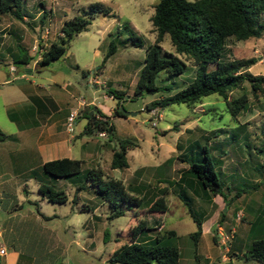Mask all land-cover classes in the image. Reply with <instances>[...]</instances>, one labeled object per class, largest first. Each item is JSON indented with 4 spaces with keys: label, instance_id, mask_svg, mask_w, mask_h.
<instances>
[{
    "label": "rangeland",
    "instance_id": "1",
    "mask_svg": "<svg viewBox=\"0 0 264 264\" xmlns=\"http://www.w3.org/2000/svg\"><path fill=\"white\" fill-rule=\"evenodd\" d=\"M94 1L108 5L116 16L97 13L91 18L87 29L73 35L60 57L38 66L35 60L40 57L39 51L63 35L62 21L80 14L82 9ZM156 1L24 0L23 20L9 13H0V129L11 135L0 140V154L3 156V160L0 157V220L3 213L1 205L6 204L4 195H1L2 190L4 194L14 192L19 198L27 197L29 203L24 205L34 212L37 209L47 214L57 212L59 219L48 221L46 225L60 229L61 246L65 252L60 264H88L90 257L91 262L110 257L115 249L129 242L130 228L139 218L146 220L150 227L147 232L153 231L157 219L164 222L165 228L176 230L179 236L174 242L180 250L179 264H189L195 260L194 264H202L203 255L210 247H213L215 257L210 264H225L222 255L228 254L227 246H232V251H245L250 247L251 239L261 235V222H264V94L254 96L247 81L231 90L228 94L230 98L242 91L248 96L246 107L235 117L226 110L224 100L217 93L205 96L193 108L185 103L147 108L146 105L152 100L161 99L185 86L194 75V66L191 64L180 75L159 71L157 83L171 88L154 93L145 92L143 96L135 95V83L144 62L145 48L155 38V34L149 30V17ZM43 13L44 21L40 22ZM123 25H128L140 35L143 45L136 46L131 42L118 44L116 51L105 62L103 71L96 70L108 49L109 40ZM127 35L128 31L123 29L121 37ZM17 38L22 39L35 57L24 66H16L11 60V51L15 50ZM161 44L171 49L168 35ZM252 55L257 60L249 67V71L264 74V33L260 37L244 40L233 37L227 39L224 58ZM11 65L15 67L14 71L10 69ZM109 87L125 88L126 94L121 100L111 97ZM81 98L93 101L90 110L96 112L100 119L102 114L107 117L113 125L111 132L104 129L105 134H99L101 131L85 115L88 108L70 110L76 107L77 99ZM117 101L125 109L136 113L117 114ZM70 111H75L77 117L71 132L66 128ZM22 121H27L28 125L22 126ZM88 124L91 130L86 131ZM43 126L47 140L53 139V126L58 131L54 136L56 138L76 134L70 143V157L82 160L81 170L70 177L47 174L50 183L68 194V201L64 203L42 200L36 180L28 177L29 171L15 175L6 160L8 151L28 150L33 157L30 158V166H40L37 154L38 133ZM48 126L51 128L47 130ZM21 127L24 129L19 132ZM218 129L221 130L217 132ZM49 130L52 133L50 135ZM121 138H129L136 144L127 150L128 167L111 168L112 150L118 148ZM204 145L215 161V170L226 196V201L221 204V221L228 231L231 227L237 229V238H234L233 244L229 239L223 244L214 242L210 232L204 233L197 243L188 235V232L196 229V223L186 203L179 197L178 190L183 187L196 198L199 201L195 206L197 215H205L209 202L203 199V191L208 190L186 171L193 160H203ZM97 166L105 174L121 178L125 184L134 181V172L140 166L145 167V171L141 169V175L151 188L156 185L158 189L167 184V209L154 214L145 204L134 206L124 203L123 213L110 217L108 201L100 197L93 187L76 190V186L85 181L87 169ZM18 183L27 190V194L17 186ZM84 202L90 207L83 206ZM239 209L241 212L236 211ZM85 221L88 227L83 225ZM89 230L93 234L87 238V242L89 239L93 244L91 252L89 250L85 254L82 245L84 234ZM248 231H251L250 236L253 237L246 241ZM216 237L218 239L219 236L216 234ZM239 242H242L241 247H237ZM245 242L248 244L245 245ZM194 253H197L198 259H195ZM233 264L261 263L234 258Z\"/></svg>",
    "mask_w": 264,
    "mask_h": 264
},
{
    "label": "trees",
    "instance_id": "2",
    "mask_svg": "<svg viewBox=\"0 0 264 264\" xmlns=\"http://www.w3.org/2000/svg\"><path fill=\"white\" fill-rule=\"evenodd\" d=\"M0 13H9L23 20L24 0H0ZM97 13L116 16L108 5L101 1H94L82 9L80 14L64 19L61 24L63 35L39 51L40 57L35 60L37 65H44L60 57L73 35L87 29L91 18ZM44 16L45 13L40 17V22L44 21ZM149 19L151 22L149 30L155 34V38L145 48L144 62L140 67L134 92L142 91L143 96L145 92L154 93L160 89L171 88L169 85L157 83L156 77L159 71L169 75H180L191 64L194 66V75L185 86L161 99L152 100L146 105L147 108L157 105L164 107L171 103H185L193 108L205 96L217 93L224 100L226 110L235 117L241 109L246 107L248 96L245 91H242L239 95L230 98L228 94L231 90L242 86L247 81L249 90L254 96L264 94V74H254L249 71V67L257 60L256 56L224 58L229 37L244 40L260 37L264 33V0H157L153 4V13ZM123 29L128 31V35L121 37ZM166 35L169 36L171 43L169 50L161 44ZM17 39L14 43L15 50L11 51V60L16 66H24L35 57L29 52L22 39ZM130 42L136 46L143 45L142 37L128 25H123L109 40L108 49L96 70L103 71L105 62L116 51L118 44L126 45ZM108 92L109 95L120 100L126 94L123 88L109 87ZM119 104L120 102L117 101V106ZM117 106L115 112L124 115L117 110ZM91 107L85 111V115L94 127L99 131L107 129L111 132L113 125L104 114L101 113L102 119L96 116V112L88 114ZM85 130H91L89 124L86 125ZM219 130L221 129L217 132ZM8 136L11 135L0 129V140ZM135 144L129 138L119 139L118 148L115 147L112 150L110 167L122 169L128 167L127 150ZM204 151L203 160H193L186 171L194 175L211 194H220L226 201L222 181L215 170V161L208 153L206 145H204ZM178 157L182 158V155L178 154ZM81 166V159L61 156L48 159L40 166L31 168L28 177H33L37 181L38 191L43 198L51 202L64 203L68 201V194L50 183L47 174L55 177H70L78 173ZM89 186L108 201L110 217L121 215L124 211V203L134 206L144 205L143 199L133 193L131 183L125 184L121 178L105 174L99 166L87 169L85 181L77 185L76 190ZM166 192V186L158 188V194L145 203L149 211L155 213L164 212L167 209ZM178 195L186 203L196 223V229L190 233L196 243L201 235L202 219L196 213L193 196L183 188L178 190ZM147 229L150 227L147 226L146 220L139 218L130 228L129 242L115 249L109 261L119 264H151V262L178 264L180 250L169 236L171 232L138 239L139 235ZM105 237L106 231L103 238ZM238 256L244 261L256 260L264 263V231L254 238L250 247Z\"/></svg>",
    "mask_w": 264,
    "mask_h": 264
},
{
    "label": "crops",
    "instance_id": "3",
    "mask_svg": "<svg viewBox=\"0 0 264 264\" xmlns=\"http://www.w3.org/2000/svg\"><path fill=\"white\" fill-rule=\"evenodd\" d=\"M109 96L113 97L112 95ZM91 106H93L92 100H86L84 98H81V99H77L76 107H72L70 108V110L75 108L79 110L82 109L81 107L89 108ZM23 118L25 117H22V119ZM75 120L76 119H74V122ZM21 123L22 126L28 125L27 121H22ZM49 128L51 127L48 126L47 130ZM52 128L54 129V130L52 129L53 133L56 134L58 132L56 126H53ZM23 129L24 128L21 127L19 129V132ZM48 134L49 135L52 134L50 133V130L48 131ZM55 134H53V139L47 140L44 126L41 128L40 132L38 133L39 147L37 154H38V158L40 159L39 160L40 165L48 159L57 158L61 156L70 157V151H71L70 143L76 137V134L74 135L70 134L67 137H57V138L54 137ZM41 138L43 140L42 143H41ZM0 155H1L0 156L1 160H3L2 154ZM30 158L33 157L28 150L8 151L6 155V160L11 166L12 173L15 175L16 174L21 175V173H25V171H29V169L32 168L30 166L31 165ZM142 168L143 166H140L134 172L136 176L134 178V181L131 183V186L133 187L134 194H137L142 199L147 198V200H144V204H145L157 195L156 193L158 189L156 185L152 186L151 188L149 182L146 181V178L141 175L142 174L141 172H143V170L145 171L144 169L145 167L141 171ZM21 185H22L21 183H18L17 186L21 187V189H24V192L27 194V190ZM166 185H161V186H166ZM8 187H10L9 184ZM203 192H204L203 199L209 202V209L208 210L206 209L205 215L201 216L202 231L197 242L201 240L204 233L210 232L211 238L214 242L223 244L221 235H228L230 236L229 241H231V243L233 244L235 242L234 238H237L236 237L237 229L236 227H231L229 232L223 225V222L221 221L220 209L221 207H223V205H221L222 203H224L223 198L220 197L219 194H211L206 190ZM1 195H4L3 198L6 200V204L5 206L1 205V209L3 210V213L1 214L2 217L0 220V247L1 246L4 247V252L2 254L0 253V264H60L61 263L60 259L65 254L61 246L60 229L46 225L48 221H52L53 219H59L60 215H58L57 212H51L47 214L46 212L40 209H37V211L34 212L29 207H25L24 205L25 203H29V199L27 197L19 198L17 194H14V192L10 194L6 192V194H4L2 190ZM44 199L45 198L42 197V200ZM193 199L195 201V204L198 205L199 201L194 197ZM83 206H86V208L90 207V205L86 204L85 202ZM236 211H240V209ZM86 223L87 221H85L83 225L88 227L89 225H87ZM153 226L154 229L152 232L144 231L139 235L140 238L139 237L138 238L141 239V237L146 238L149 236L154 237L159 233L166 234L168 233V231H170L171 235L169 234V236H171V239L174 242L175 238L179 236V234H177L174 228L172 227L165 228L164 222L162 220L159 221L157 219L156 224H154ZM261 227L262 229L260 232H263L264 222H261ZM190 233L191 231L188 232L189 236ZM92 234L93 233L91 232V230L86 231L84 234L85 241L82 246H83V252L85 254L89 250L91 252L93 242L90 241L89 239L87 242V238H91ZM216 234L219 236L218 239L216 237ZM250 234L251 231H248L246 234V238H247L246 241H248L250 237H253L250 236ZM251 242L252 239L250 241V245ZM174 244L177 247H179L176 242H174ZM241 244L242 242H239V246L237 247H241ZM247 244L248 242L247 243L245 242V245ZM226 250L228 254L222 255V260L224 261L225 264H233L234 258H237L238 260H242L239 258L238 255L241 254L243 250L239 252L232 251V246H227ZM194 255H195V259H198L197 253H194ZM203 256H204V260L202 264H210L214 262L215 257H214L213 247H210L209 250ZM91 260L92 259L90 257V262L88 264H119V263L110 262L109 257L100 259V261L98 260L99 262L98 261L91 262ZM195 261L190 262L189 264H194Z\"/></svg>",
    "mask_w": 264,
    "mask_h": 264
},
{
    "label": "built area",
    "instance_id": "4",
    "mask_svg": "<svg viewBox=\"0 0 264 264\" xmlns=\"http://www.w3.org/2000/svg\"><path fill=\"white\" fill-rule=\"evenodd\" d=\"M10 69L14 71L15 67L13 65L10 66ZM76 117V112L75 111H70V113L68 114L67 116V122H66V128L68 131H73L74 130V127H73V124H74V119ZM100 135H104L105 132L104 130L99 132ZM237 216L240 217L239 213L237 214ZM238 217V219H239ZM222 237V243H224L227 239L230 238V236H227V235H221ZM4 252V247H0V253L2 254Z\"/></svg>",
    "mask_w": 264,
    "mask_h": 264
},
{
    "label": "water",
    "instance_id": "5",
    "mask_svg": "<svg viewBox=\"0 0 264 264\" xmlns=\"http://www.w3.org/2000/svg\"><path fill=\"white\" fill-rule=\"evenodd\" d=\"M141 93H142V91H139L135 95L139 96V95H141ZM125 97H128V95H126ZM117 110L121 111L124 115H134L136 113V111H131V110L125 109V107L122 104L117 106ZM91 114H92V110L89 111V115H91Z\"/></svg>",
    "mask_w": 264,
    "mask_h": 264
}]
</instances>
